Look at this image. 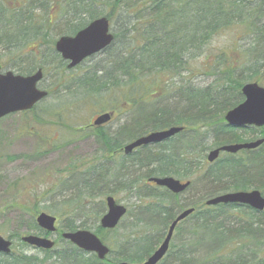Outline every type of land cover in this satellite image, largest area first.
<instances>
[{"label": "trees", "instance_id": "obj_1", "mask_svg": "<svg viewBox=\"0 0 264 264\" xmlns=\"http://www.w3.org/2000/svg\"><path fill=\"white\" fill-rule=\"evenodd\" d=\"M54 10L61 12L58 24L63 30L58 31V24L48 16ZM101 17L123 21V34L115 33V42L103 52L108 55L101 67L72 79L73 71L56 52L51 32L74 36ZM228 33L235 39L233 49L216 55L213 62L211 55L206 56L205 62H211L207 77H215L212 85L196 86L193 60L214 38ZM36 48L41 58L31 51ZM43 57L56 64L55 93L62 95L56 94L55 104L42 110L47 118L37 115L39 105L19 115L24 119L33 114L40 124L64 129L71 144L93 140L97 153L18 189L15 207L31 221L35 235H45L36 217L47 213L60 221V238L65 232L85 229L110 246L108 235L113 231L99 225L103 199L120 190H135L139 199L148 200L140 206L143 219L133 226L142 236L126 237L118 255L101 261L96 255L86 257L69 242L64 249L56 245L55 251H44L39 260L24 250L18 252L19 245L27 246L21 242L22 235L10 234V240L20 243H14L10 255L0 254V264L142 263L163 241L176 216L192 208L194 214L181 223L186 227L180 224L176 229L171 249L160 264H264V212L238 205L206 206V201L228 193L256 190L264 194V145L224 155L213 164L206 160L207 153L220 146L264 138V129H234L224 120L228 111L244 101V85L264 86V0H0V65L4 68L11 61L15 74L28 76L39 69L44 72L48 62ZM206 68L199 69L200 75ZM179 77L181 82L176 83ZM48 93V98L55 94L52 88ZM93 105L102 108L99 114L111 112L125 123L110 133L105 127L69 122L75 111ZM172 127L183 132L163 144L124 154V147L137 138ZM33 129L30 124L21 127V133L34 137L37 146L25 158L44 159L69 144ZM17 158L7 157L9 161ZM165 177L191 181V187L180 196L167 191L163 195L159 194L162 189L146 184L148 179ZM188 194L191 198L180 203ZM2 230L4 226L0 234Z\"/></svg>", "mask_w": 264, "mask_h": 264}, {"label": "water", "instance_id": "obj_2", "mask_svg": "<svg viewBox=\"0 0 264 264\" xmlns=\"http://www.w3.org/2000/svg\"><path fill=\"white\" fill-rule=\"evenodd\" d=\"M115 36L111 31L110 22L107 18H100L90 23L86 28L78 32L74 37H62L56 43V51L61 57L69 62L68 68L73 69L83 63L86 59L95 56L114 42ZM44 78L42 69L28 76L17 75L12 71H5L0 65V120L16 113L32 110L38 103L48 97V92L42 90L39 85ZM244 102L227 112L225 121L230 127H264V87L257 83H248L242 88ZM112 120V114L100 115L93 123L95 127H101ZM182 128L173 127L163 131L152 132L141 137L124 148L126 155L134 150L163 143L175 135L181 133ZM264 144V139L236 145H226L210 152L208 162L213 163L221 152L227 154H238L241 151H253ZM150 182L159 187L168 189L174 194L184 193L191 185L190 182L181 183L174 178H151ZM243 205L257 212L264 211V196L259 191L236 192L219 196L208 200L207 206L217 205ZM107 213L101 219L103 229H115L121 219L126 215L127 209L118 204L111 196L106 199ZM194 213L189 209L178 215L171 224L164 242L145 262L139 264H158L167 254L174 231L179 222L187 219ZM57 219L46 213L36 218L38 226L48 233L56 232ZM63 239L87 253H94L100 260H104L110 253V249L92 232L78 230L73 233H64ZM22 242L42 250H52L54 241L36 235L22 237ZM12 252V241L0 236V253L10 254ZM130 264V263H120Z\"/></svg>", "mask_w": 264, "mask_h": 264}, {"label": "rangeland", "instance_id": "obj_3", "mask_svg": "<svg viewBox=\"0 0 264 264\" xmlns=\"http://www.w3.org/2000/svg\"><path fill=\"white\" fill-rule=\"evenodd\" d=\"M98 8L97 9L100 10L99 6ZM60 13L61 12L54 10L51 15H48L52 18V21H55V25H57L61 19ZM111 24L115 33L120 32L121 34H123V31L125 29V24L123 23V21L120 22L116 20L112 21ZM57 30H63L61 23L60 25H57ZM51 33L52 37L56 39V41L60 38L59 36H55L53 32ZM232 37V34L228 33L226 35L214 38L209 43V45L205 47L203 54L196 60H193L192 76L195 75V78L192 80L193 84L203 88H206L208 85H212L215 77H207V75L211 73V62H213L216 55L221 54L224 51H230L231 49H233L235 43H232V41L235 39H233ZM246 42L249 41L247 40ZM31 51H36L38 53V57H42V52L37 48L31 49ZM43 52L46 53L44 49ZM107 55L108 54L101 53L91 59H88L80 66L73 69L71 75L69 73L67 74H69V77L74 79V76H78L88 72V70L101 67L100 64L107 57ZM207 55H211L210 63L205 62ZM39 60L40 59L38 58V61ZM49 60L50 59L45 58L44 62H48ZM9 62L8 65L4 68L6 71L13 72L14 66ZM203 65L207 66V68L205 69L207 71L205 72V74L200 75L199 69H201ZM44 74V80L39 87L46 91H49V89L51 90L52 88L55 93L58 88L56 82L59 81L56 64H54L53 62H48V64H46ZM181 78H177L176 83H180ZM187 82L188 80H184V83ZM56 94L62 95V93L56 92L53 96H50L48 99L39 104V107L37 108L38 110L36 111L38 116L47 118V115L45 113L43 114L42 110H45L49 106L55 104L56 98L58 97ZM101 110L102 108L100 106L93 105L90 108H85L80 113H77L75 111V115L70 117L69 122H75V125H91L93 119L100 112H102ZM12 116L13 117H8L7 120L0 122V227L4 226V230H2L1 232L3 234L0 235L6 239H9L10 234H19L22 236H25L27 234H35V232H32L31 229V221L26 215H22L20 212H18L19 209L15 207L14 202L16 198V191L18 189L21 190L23 186L28 185L29 183H37L38 181H40L41 176H43L45 173H54L57 172V170H64L67 166L76 161L90 160L97 153V146L93 140L86 139L71 144V141L69 140L64 129L48 124H45L46 126L40 124L36 121V118L33 114L28 115L24 119H22L19 114ZM124 123L125 121L123 119L114 118L113 122L105 126V129L110 133H115ZM26 124H30L31 127L34 128L35 131H37V133L42 136H56L61 141V143L67 142L69 144H67L63 150L52 152L48 156L44 157V159L34 160L31 158H25V156L32 155L35 148L37 147L34 137H30L21 133V127ZM8 156H19V158L13 161H9L7 159ZM221 157H224V155H222ZM152 188L155 189L156 187ZM134 191H132V193H128L126 191L121 192L120 190L118 194L115 193L116 195H114L116 201L121 205L126 206L128 209V214L122 221L119 228L108 235V239H110V241L113 243V245L110 244V247L115 249L117 253L119 252L121 243H123V241L127 240L128 238L131 239L133 238V236H142L139 233L140 230H138V232L137 228L133 226H136L137 219H143V216L139 214V210L141 208L140 206L147 205L148 200L139 199ZM159 194L164 195L165 190L162 189ZM191 196L192 195L189 194L186 196H182L179 202L184 203L189 198H191ZM99 202L100 200L95 201V203ZM158 202L159 201L157 200L155 201V203ZM105 212L106 207L104 208V214ZM57 225L61 227L60 221ZM181 225L183 227H186L185 223ZM49 239L57 243L58 247L56 249L66 248V241L63 240L59 243L61 238L58 234L52 235L51 237H49ZM12 241L18 245L20 243L19 241H17V239H13ZM22 250H24L29 256L38 257L39 260L43 259L45 255V253L40 250L33 249L31 247L22 248L19 245L17 251L22 252ZM86 257H91V255L86 254Z\"/></svg>", "mask_w": 264, "mask_h": 264}, {"label": "flooded vegetation", "instance_id": "obj_4", "mask_svg": "<svg viewBox=\"0 0 264 264\" xmlns=\"http://www.w3.org/2000/svg\"><path fill=\"white\" fill-rule=\"evenodd\" d=\"M160 246V245H159ZM116 256V255H118V253H117V251H114L113 249H111V251H110V253H109V256ZM108 256V257H109Z\"/></svg>", "mask_w": 264, "mask_h": 264}]
</instances>
